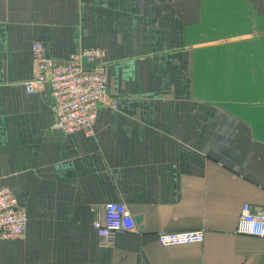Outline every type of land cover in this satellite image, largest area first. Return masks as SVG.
<instances>
[{
	"label": "crops",
	"instance_id": "0c3cea01",
	"mask_svg": "<svg viewBox=\"0 0 264 264\" xmlns=\"http://www.w3.org/2000/svg\"><path fill=\"white\" fill-rule=\"evenodd\" d=\"M64 61L104 51L109 100L91 131L27 91L33 44ZM27 217L0 264H264L236 232L264 206V0H0V186ZM122 202L134 228L92 223ZM203 229L163 245L161 231Z\"/></svg>",
	"mask_w": 264,
	"mask_h": 264
},
{
	"label": "built area",
	"instance_id": "2783aa9c",
	"mask_svg": "<svg viewBox=\"0 0 264 264\" xmlns=\"http://www.w3.org/2000/svg\"><path fill=\"white\" fill-rule=\"evenodd\" d=\"M102 56V49L90 47L59 61L48 55L43 43L33 44V76L25 81V89L31 92L48 86L56 124L66 132L91 131L101 106H117L109 100ZM26 224V214L15 193L9 186H0V239L23 236ZM92 225L99 237L112 241L120 231L132 230L134 220L125 203L114 201L104 205ZM236 232L264 237V206L253 208L244 203ZM204 237V230L197 228L158 233V241L163 245L202 242Z\"/></svg>",
	"mask_w": 264,
	"mask_h": 264
},
{
	"label": "rangeland",
	"instance_id": "374dc122",
	"mask_svg": "<svg viewBox=\"0 0 264 264\" xmlns=\"http://www.w3.org/2000/svg\"><path fill=\"white\" fill-rule=\"evenodd\" d=\"M101 49V48H100ZM103 51V50H102ZM103 54H104V51H103Z\"/></svg>",
	"mask_w": 264,
	"mask_h": 264
}]
</instances>
